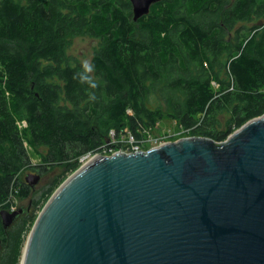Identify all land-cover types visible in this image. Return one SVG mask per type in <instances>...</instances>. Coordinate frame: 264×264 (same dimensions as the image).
<instances>
[{"label": "trees", "instance_id": "1", "mask_svg": "<svg viewBox=\"0 0 264 264\" xmlns=\"http://www.w3.org/2000/svg\"><path fill=\"white\" fill-rule=\"evenodd\" d=\"M82 33L99 41L93 76L67 52ZM262 114L264 0H159L137 21L129 0H0V211L28 209L7 229L0 218V264H20L36 212L81 157L142 142L164 118L221 142ZM60 166L32 210L16 204L32 194L23 169Z\"/></svg>", "mask_w": 264, "mask_h": 264}, {"label": "water", "instance_id": "2", "mask_svg": "<svg viewBox=\"0 0 264 264\" xmlns=\"http://www.w3.org/2000/svg\"><path fill=\"white\" fill-rule=\"evenodd\" d=\"M129 1L137 21L159 0ZM27 210L0 211L2 227ZM20 264H264V114L221 142L91 158L45 202Z\"/></svg>", "mask_w": 264, "mask_h": 264}, {"label": "rangeland", "instance_id": "3", "mask_svg": "<svg viewBox=\"0 0 264 264\" xmlns=\"http://www.w3.org/2000/svg\"><path fill=\"white\" fill-rule=\"evenodd\" d=\"M99 46V41L98 39H96L95 37H91L89 35H87L86 33H82L79 36L73 37L69 39V43H68V48H67V52L70 56V58L76 60L77 62H79L81 65H83L86 70L89 72V74H91L93 76V72L90 69V64H91V59L94 55V52L96 50V48ZM94 80H96V78L94 77ZM165 112L167 113V109L165 110ZM227 117V116H226ZM20 128L24 127L23 123H20ZM149 133V137L147 139H149V148H153L155 146H157V143H154V140H157L158 142H171V141H176L177 137L175 136H171L168 137L172 134H176V133H183L182 129L179 128V126L176 124L175 121H173L170 118H164L162 120L159 121V123L152 129V131L148 132ZM184 137V134L180 136ZM123 139V138H122ZM179 139V138H178ZM29 158H30V162H31V166H35L36 164H40V156L38 154V152L25 145ZM148 148V149H149ZM146 149H144L143 151H145ZM47 172H44L41 175L37 174V168L36 169H31V168H26L23 169L19 175V178H21L22 180H24L25 176H27L28 174H32V175H38L40 178L37 182V184H35L32 188V194L30 197V200H26L24 202H19L16 200V204L19 206L20 204L24 207V208H29V210L33 209V204H31L32 201L35 200H40L41 201V192L46 189V187L51 183V181L56 178L57 176H59L63 171L64 168L63 166L60 167H47ZM32 200V201H31ZM33 203V202H32ZM44 203V201H43ZM42 203V205H43ZM35 209V208H34ZM41 210V209H39ZM39 210L36 212V214L39 213ZM2 251L3 249L0 247V257L2 255Z\"/></svg>", "mask_w": 264, "mask_h": 264}, {"label": "built area", "instance_id": "4", "mask_svg": "<svg viewBox=\"0 0 264 264\" xmlns=\"http://www.w3.org/2000/svg\"><path fill=\"white\" fill-rule=\"evenodd\" d=\"M182 132L183 133H181V134L180 133L179 134L176 133V134H172V135H170L168 137L175 136V137H177V140H178V138L181 139V138L191 137L189 135L188 130L182 129ZM183 134H184V137H181L180 138V136L183 135ZM147 138L145 140H142V142L141 141L137 142V141H134V139H133V137L131 135H127L125 137H121L118 141L111 142V143H114V144L107 143L105 145V146H107V148H106V150L103 151L104 154H101V155L110 156V155H113V154H115L117 152L129 154V153H136V152H139V151H143L145 149V148L143 149L144 144H148V146H150L149 145V141L150 140L147 139ZM154 143H157L158 145H162V144H165L167 142H158L157 140H154ZM96 155H100V154H98V153H95V154H87V155L81 157L79 159L80 166L83 165L84 163H86L87 161H89L91 158L95 157ZM16 208L17 207L12 206L8 210V212H13V211L16 210Z\"/></svg>", "mask_w": 264, "mask_h": 264}, {"label": "bare ground", "instance_id": "5", "mask_svg": "<svg viewBox=\"0 0 264 264\" xmlns=\"http://www.w3.org/2000/svg\"><path fill=\"white\" fill-rule=\"evenodd\" d=\"M22 255V254H21Z\"/></svg>", "mask_w": 264, "mask_h": 264}]
</instances>
